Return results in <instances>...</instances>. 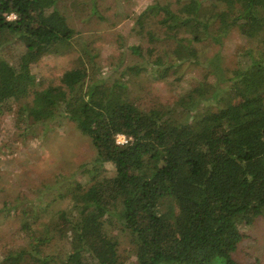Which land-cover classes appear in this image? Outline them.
<instances>
[{"label": "trees", "instance_id": "16d2710c", "mask_svg": "<svg viewBox=\"0 0 264 264\" xmlns=\"http://www.w3.org/2000/svg\"><path fill=\"white\" fill-rule=\"evenodd\" d=\"M86 7L0 0V113L14 111L16 126L32 132L68 119L98 156L59 186L63 210L22 224L26 244L4 250L0 264H129L105 221L130 234L132 264H243L234 256L241 226L264 216V0L157 1L138 13L141 36L172 45L147 48L155 77L172 71L173 83L185 85L171 102L151 103L134 93L137 65L113 81L102 74L69 18ZM234 30L245 41L231 64L221 51L207 61L190 56L197 46L224 45ZM18 43L24 49L15 52ZM74 50L61 83L42 82L40 62Z\"/></svg>", "mask_w": 264, "mask_h": 264}, {"label": "rangeland", "instance_id": "374dc122", "mask_svg": "<svg viewBox=\"0 0 264 264\" xmlns=\"http://www.w3.org/2000/svg\"><path fill=\"white\" fill-rule=\"evenodd\" d=\"M86 1L88 7L69 14V18L91 54H97L95 60L102 74L113 81L126 67L137 65L138 72L134 75L137 79V84L134 85L135 95L146 103L157 100L171 102L185 85L178 81L173 83L175 75L172 71L169 77L156 78L155 67L150 62L152 58L149 57L147 48L156 46V53H162L164 49L170 50L172 45L167 41L153 45L147 36H141L136 16L147 5L157 1L170 2L177 7L188 0ZM146 26L150 28L153 25ZM244 41L240 33L234 30L224 45L197 46L198 54L192 49L190 56L204 60L221 51L231 64L234 61V51L242 47ZM138 44L143 46L142 54L132 51V46ZM23 49L24 43L14 46L15 52ZM77 55V50H74L45 57L37 68L38 76L45 84L61 83L63 75L75 67ZM198 71L196 69L190 72L198 74ZM69 73L70 76L73 75ZM50 125L49 131H45L44 126L35 127L34 132L25 127L19 129L15 124L14 111L5 110L0 113V257L4 250L16 249L26 244L22 224L30 223L37 212H41L37 221L39 224L63 210L66 200L56 194L59 186L70 177L83 176V170L92 167L98 160L92 139L72 121L56 120ZM105 167L109 173L113 171L112 175L115 173L113 164L107 162ZM6 197L8 204L4 202ZM37 203L43 208L36 207ZM37 223L34 224L37 226ZM105 227L118 239L121 259L132 264L136 247L130 234L118 223L114 226L105 221ZM241 230L244 238L234 256L243 264H264V216L259 217L253 225L243 224Z\"/></svg>", "mask_w": 264, "mask_h": 264}, {"label": "built area", "instance_id": "2783aa9c", "mask_svg": "<svg viewBox=\"0 0 264 264\" xmlns=\"http://www.w3.org/2000/svg\"><path fill=\"white\" fill-rule=\"evenodd\" d=\"M16 17V15L15 14H11L10 16H9V19H11V18H15ZM127 141V139H126V137L124 136V135H118V137H117V142H119V143H124V142H126Z\"/></svg>", "mask_w": 264, "mask_h": 264}]
</instances>
